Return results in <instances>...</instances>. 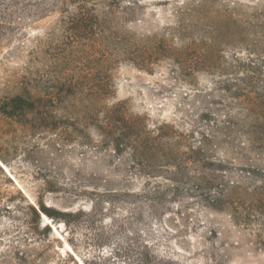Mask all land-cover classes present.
I'll list each match as a JSON object with an SVG mask.
<instances>
[{"label": "rangeland", "instance_id": "1", "mask_svg": "<svg viewBox=\"0 0 264 264\" xmlns=\"http://www.w3.org/2000/svg\"><path fill=\"white\" fill-rule=\"evenodd\" d=\"M202 1L0 0V264H264V214L208 203L264 200V0Z\"/></svg>", "mask_w": 264, "mask_h": 264}, {"label": "trees", "instance_id": "2", "mask_svg": "<svg viewBox=\"0 0 264 264\" xmlns=\"http://www.w3.org/2000/svg\"><path fill=\"white\" fill-rule=\"evenodd\" d=\"M209 1V0H208ZM207 0H203L200 6L198 7V13L203 16V12H205V8ZM214 14L216 15V18L219 16H223L225 18L230 19V11L225 10L224 12H218L214 11ZM205 17V16H204ZM217 26L215 28L211 29V32L218 33V29L220 28L219 24H216ZM211 39V38H210ZM245 103L248 106L247 109L249 111H253L255 107H257V104L255 102V99L252 97L245 96ZM37 100H32L28 97L19 95L15 96L11 100L12 105V112L15 113L13 115L19 117L21 121L25 122L27 127L32 129H44L47 130L51 129V124L49 122H43L44 120L48 119L51 116H48L47 112H42L43 107L39 106L37 104ZM112 119V115L110 113L106 116V124L108 127L112 128L113 125L110 123V120ZM121 132L119 137H113L110 136V139L112 138L113 142H118L122 146L129 147L133 154H134V160H139V158L143 159L145 156V148H146V141H148L146 136H142L139 132L136 133V123L129 122L128 120H123L121 124ZM108 135V134H107ZM106 135V136H107ZM109 137V136H107ZM206 137V136H205ZM211 179H214L213 177ZM206 186L204 187L205 191H210V189L213 187V183L208 181L205 183ZM233 183L230 182V184L221 185L222 187L219 189L218 194L225 196V199L222 198H209L211 200H208V203L211 207L214 208H222L225 205H229L230 209L234 210L237 214H239V210L244 211L245 215L243 216V219H250V212L251 211H257L259 213L264 214V200L262 198H253L248 203L240 202L239 200H233L231 199L232 193H234L236 187H232ZM233 188V189H232Z\"/></svg>", "mask_w": 264, "mask_h": 264}, {"label": "bare ground", "instance_id": "3", "mask_svg": "<svg viewBox=\"0 0 264 264\" xmlns=\"http://www.w3.org/2000/svg\"><path fill=\"white\" fill-rule=\"evenodd\" d=\"M0 164H1V166H3L8 171L7 166L1 160H0Z\"/></svg>", "mask_w": 264, "mask_h": 264}]
</instances>
